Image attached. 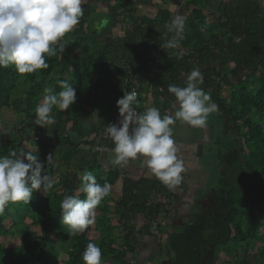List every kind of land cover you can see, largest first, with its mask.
<instances>
[{"label": "trees", "instance_id": "trees-1", "mask_svg": "<svg viewBox=\"0 0 264 264\" xmlns=\"http://www.w3.org/2000/svg\"><path fill=\"white\" fill-rule=\"evenodd\" d=\"M141 2L84 0L79 24L59 42L65 52L59 51L58 43L57 54L46 58L48 69L21 75L14 66L0 68V113L9 109L21 117L11 137L0 141V156L11 151L39 155L44 172L55 181L51 190L34 192L29 204H9L0 216V240L12 233L21 236L16 248L0 244V264H84L82 255L88 243L101 248L102 263L142 264L137 252L146 239L157 241L150 263L221 264L224 254L231 264H250L264 254L260 235L264 225L253 216L264 208V11L260 0H185L180 8L187 18L185 38L179 49L162 48L174 35L165 24L176 12L158 8L154 16L133 15ZM99 3L108 6L112 21L122 19L127 26L122 36L97 43L95 26L88 21L94 18ZM198 5L200 8L191 10ZM125 11L130 13L124 15ZM96 44L95 54L81 55L85 47ZM194 68L203 74L200 87L218 106L222 124L219 140L224 152H217L219 140L212 139L213 148L228 171L222 172L212 190L221 203L218 213L223 219L215 221L201 214L176 227L169 220L178 200L174 188L170 190L157 178L133 180L119 169H106L92 146L98 142L113 148L114 144L108 134L98 135L99 141L93 139L95 134L85 129L82 120L104 104L114 110L117 100L136 85L141 86L140 94L145 90L165 111L169 102H175L168 86L185 87ZM58 81L78 87L76 103L66 111L54 107L55 123L41 128L35 124V108L43 100L45 87L62 91ZM72 134L83 140L87 151L79 149ZM86 172L101 185H111L109 196L96 209V240L81 233L70 236L60 218L62 200L76 194ZM120 180L121 194L116 195L113 188ZM239 181L248 203L247 214L236 208L232 185ZM7 221L11 222L9 228ZM260 244V252L251 256Z\"/></svg>", "mask_w": 264, "mask_h": 264}, {"label": "clouds", "instance_id": "clouds-1", "mask_svg": "<svg viewBox=\"0 0 264 264\" xmlns=\"http://www.w3.org/2000/svg\"><path fill=\"white\" fill-rule=\"evenodd\" d=\"M84 0H0V68L14 66L21 74H33L49 68L47 57L57 54L56 45L79 24L84 15ZM186 17L177 14L165 24L174 35L162 48L179 49L185 38ZM59 51L65 52L63 43ZM62 91L45 87L43 100L35 108V124L41 128L55 123L53 108L66 111L76 103V89L66 81H58ZM204 77L198 68L187 76L186 86L169 85L168 92L175 97L174 116L161 115L157 107L138 112L137 92L125 91L116 102L120 120L109 124L106 132L114 148L111 163L126 166L130 161H142L163 185L170 190L179 186L186 171L178 155L173 126L181 121L194 128H205L209 117L218 111L203 85ZM52 156H48L47 163ZM27 161V162H25ZM39 155L31 152L11 151L0 156V216L9 204H29L33 193H46L55 181L44 172ZM83 183L76 194L65 196L60 204L61 220L70 236L83 233L95 224L96 209L109 196L111 185L97 182L91 172L82 177ZM84 194L85 199L80 195ZM84 264H102V250L88 243L83 252Z\"/></svg>", "mask_w": 264, "mask_h": 264}, {"label": "rangeland", "instance_id": "rangeland-1", "mask_svg": "<svg viewBox=\"0 0 264 264\" xmlns=\"http://www.w3.org/2000/svg\"><path fill=\"white\" fill-rule=\"evenodd\" d=\"M113 1V0H111ZM146 1V0H143ZM185 3V0H176V2H172L174 5H178L177 9L172 8L176 12V14L183 15V12L180 11V8ZM141 2L140 5H138L133 11V15L140 16V15H148V16H154L156 10L162 5L157 0H149L146 2L145 5H142ZM165 3H167L165 1ZM163 3L162 6H166V4ZM112 4V3H110ZM108 6L103 3L96 4V14L93 19L88 21V24H93L95 26V39H97V43L102 42L107 37H118L122 36L124 31L126 30V25L120 20H111L112 17L109 15L108 12ZM168 8V7H166ZM183 8V7H182ZM200 8L193 6L191 10ZM130 12L125 11L124 15H128ZM207 13V11H206ZM122 21V22H121ZM98 49V44H96L94 47L89 46V49L82 51L83 56H92L95 54L96 50ZM95 51V52H94ZM174 112L176 109L173 107ZM172 116L174 114L172 113V110L169 111ZM166 113L167 115H170V113ZM161 115H165V113H161ZM21 117L17 114L13 113L12 110L9 109H3L0 113V141L5 140L7 137H11V133L13 128L20 122ZM222 134V124L219 120V115L216 113H213L208 120V124L205 128H194L190 125H187L181 121H177L175 125L173 126V138H176V140H186L188 141L189 138H191L192 143L194 142H203L200 144V149H202V152L200 154V169H197L194 174H188L189 178L191 179V184H194L195 181H199L198 184H200V192H205L209 189H214L217 186L218 178H220L222 172L228 171L225 169V164L223 163L222 159H216V149L213 148V140L216 143L217 140H219L220 135ZM210 136L212 138H210ZM213 139V140H212ZM210 140V141H209ZM212 142V145H211ZM189 144V143H188ZM224 144H222L221 140L218 141V144L216 146L217 152L222 153L224 152ZM195 150V149H194ZM196 151L197 148H196ZM216 161V162H215ZM211 162V164H210ZM215 163V164H214ZM235 175L239 176L238 168L236 167L234 169ZM201 176L204 177L203 180H201ZM232 189L235 191V198L237 197L238 202L236 203V208H238L239 212L242 213H249L248 210V203L247 199H244L243 196V189L241 187L240 181L232 185ZM249 200V199H248ZM250 209V207H249ZM251 213V212H250ZM253 216L257 218L259 221L263 222L264 225V208H260L256 211H254ZM99 218V214L97 213L96 219ZM116 223V222H115ZM7 228L11 226V222H6ZM82 237L87 238L88 240H96L99 235L96 232V226L95 224L90 226L88 229H86L83 233L80 234ZM260 235L264 237V226L260 231ZM21 242V236L17 233H12L8 238H3L0 240V244L9 248L13 249L20 245ZM263 245H258L255 250L252 252L251 256L255 255L257 252H260ZM264 255V254H263ZM259 255L257 259H253L250 264H264V256ZM60 258L63 260L65 257L64 251L61 252ZM221 264H231V260L227 258L226 255L221 254ZM102 264H111L109 262H103ZM153 264H161L157 260L153 262Z\"/></svg>", "mask_w": 264, "mask_h": 264}, {"label": "crops", "instance_id": "crops-1", "mask_svg": "<svg viewBox=\"0 0 264 264\" xmlns=\"http://www.w3.org/2000/svg\"><path fill=\"white\" fill-rule=\"evenodd\" d=\"M149 0L144 1L142 5H145L146 2ZM160 3H167L166 6H160L159 8H166L167 9H176L179 7L178 5H174L173 3L176 2V0H157ZM173 2V3H172ZM261 7L264 11V0H260ZM141 16V15H140ZM148 16V15H147ZM104 41V40H102ZM89 49V47H85L84 50ZM82 55V54H81ZM76 91L78 89L77 86H74ZM138 106L137 108L141 110L142 112L146 110L148 107H157L161 113H168L169 111L172 110V113L174 114V110L172 108V105L174 103L169 102L165 108V111L163 110V106L160 104H157V101L149 95L145 90H143L138 98ZM112 106L110 104H104L100 109H98L94 113H89V115L86 117V119L82 120V123L84 124V127L86 130H91L95 134L93 139H97L99 141L100 139L97 138L98 135H100L102 138L103 136L107 135L106 132V127L109 124H112ZM170 113V112H169ZM171 115V113H170ZM12 134V133H11ZM72 138L74 143L79 144L80 147L79 149H84V151H87V147L82 144L83 140H80L77 134H72ZM176 143V147L178 149V155L180 158L183 159L185 169L186 171L182 174L183 175V180L181 184L177 187L174 188L176 193H178L179 196L182 195V193L188 188H192L194 190L200 188V184H198L199 181H195L194 184H191L190 178L188 174H194L197 169H200V159H201V152L202 149H200V144L199 142H194L190 144L192 141L191 138L188 139V141H180L176 140V138H173ZM206 141V140H205ZM204 141V143H205ZM189 143V144H188ZM203 143V144H204ZM107 146V145H106ZM196 148L198 151H196ZM28 149L29 151H32V147L28 144ZM195 149V150H194ZM114 157V153L112 151L104 152L99 154V159L101 162V165H103L106 169L109 168H114V169H119L125 176L133 179V180H140L143 178L147 179H154L156 178L154 175L151 174L150 170L146 167V164L140 160L138 161H130L128 165L120 167V166H115L111 163V160ZM215 164V163H214ZM204 177L201 176V180H203ZM122 190V180H120L116 186L113 188V192L116 195H120ZM181 197H178L180 199ZM177 207V209H175ZM175 210L173 209L170 216L169 220L172 222V219L179 215L178 213L180 212V206L179 203L176 204ZM179 211V212H178ZM97 220V219H96ZM157 241L155 239H146V241L143 243L142 247L138 250L137 252V260L142 263V264H153L150 263V258L154 254L155 251H157Z\"/></svg>", "mask_w": 264, "mask_h": 264}, {"label": "flooded vegetation", "instance_id": "flooded-vegetation-1", "mask_svg": "<svg viewBox=\"0 0 264 264\" xmlns=\"http://www.w3.org/2000/svg\"><path fill=\"white\" fill-rule=\"evenodd\" d=\"M178 197L181 198L174 203V208L179 203L181 213H178L179 215L174 218L183 217L184 223L195 221L201 214H207L215 221L223 219V214L218 213L221 203L219 202V198L215 196V190L209 189L202 193L200 192V188L194 190L190 187L181 196L178 195ZM176 221L179 222L178 220ZM216 235L220 239V236Z\"/></svg>", "mask_w": 264, "mask_h": 264}, {"label": "built area", "instance_id": "built-area-1", "mask_svg": "<svg viewBox=\"0 0 264 264\" xmlns=\"http://www.w3.org/2000/svg\"><path fill=\"white\" fill-rule=\"evenodd\" d=\"M132 90H135L137 92V97H139L140 91H141V86L136 85V86H134V87H132L129 90H126V91H132ZM137 111H138V109H137ZM119 120H120L119 111H118V108L116 106L114 108V110L112 111V121H113V123H118ZM39 139H40L39 136L36 137L37 141ZM113 148H110L109 146H106V145H100L98 142H95V144H93V146H92V151L93 152L104 153V152L112 151Z\"/></svg>", "mask_w": 264, "mask_h": 264}, {"label": "water", "instance_id": "water-1", "mask_svg": "<svg viewBox=\"0 0 264 264\" xmlns=\"http://www.w3.org/2000/svg\"><path fill=\"white\" fill-rule=\"evenodd\" d=\"M176 220H178L179 222H177ZM172 224L176 227H181L184 224V218L183 217L173 218Z\"/></svg>", "mask_w": 264, "mask_h": 264}]
</instances>
